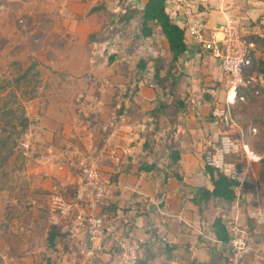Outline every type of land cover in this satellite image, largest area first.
I'll return each mask as SVG.
<instances>
[{
	"label": "rangeland",
	"instance_id": "374dc122",
	"mask_svg": "<svg viewBox=\"0 0 264 264\" xmlns=\"http://www.w3.org/2000/svg\"><path fill=\"white\" fill-rule=\"evenodd\" d=\"M0 4L4 7L0 12V139L4 140L0 143V264H42L48 253L56 264H70L75 259H71L75 241L70 242L68 253L48 252V228L55 223L61 202H70L76 194L82 168L95 164L106 170L112 164L107 156L114 148L107 145L110 133L127 136L126 142L138 132L136 122L125 121L128 113L119 116L116 100L139 74L147 78L134 63L142 54L151 66L159 59L161 74H165L169 67L165 39L157 26L153 39L144 37L142 0H0ZM130 13L134 18L129 21ZM51 24L59 30L62 24L80 26L79 30L89 32V42L81 45L78 38L65 35L52 38ZM91 41L96 42L93 47L89 46ZM156 51L161 57H154ZM83 52L91 60L98 56L97 71L69 74L68 68L81 72L78 59L70 60L69 55ZM133 52L137 54L133 56ZM113 54L114 62L110 63L108 58ZM147 80L144 84H155ZM195 84L186 83L178 95L185 97L190 88L195 101L202 100L203 93ZM135 88L132 84L130 89ZM154 88L156 94L145 98L146 102L175 104L168 90ZM211 108L203 109L202 118L209 119ZM190 110L193 112V107ZM169 111L174 112V108ZM200 115L192 113L190 117L201 122ZM232 117L236 125L243 126L245 137L249 136L251 149L264 151V91H248L246 101L232 108ZM161 128L159 122L140 135L156 136L155 143L162 148ZM117 149L122 166L126 155L122 148ZM263 170L258 166L256 184L245 185L243 207L256 206L264 212ZM251 235L264 244V225L255 226Z\"/></svg>",
	"mask_w": 264,
	"mask_h": 264
},
{
	"label": "crops",
	"instance_id": "0c3cea01",
	"mask_svg": "<svg viewBox=\"0 0 264 264\" xmlns=\"http://www.w3.org/2000/svg\"><path fill=\"white\" fill-rule=\"evenodd\" d=\"M146 1L142 0V3ZM167 12L180 27H184L191 15L200 14L205 20L208 34L215 31L226 16H233L242 23L243 31L248 36L264 40V0H169ZM53 26V24L50 25L52 38L65 35L74 39L78 38L77 41L81 45H86L89 42V32L83 28L79 30L80 26L69 28L62 24L61 30L56 25V27ZM159 31L161 33L160 29ZM78 34L81 35V38ZM160 35L165 39L164 54L165 58H168L167 40L162 33ZM154 36L155 32L147 39H153ZM186 40L188 50L180 58L185 75L181 79L179 93L186 89L183 88L186 83L197 82L195 85L199 87L200 94L205 91L206 87H215L214 101L221 104V101L225 99L228 84L226 76L220 70L219 61L199 45L193 44L187 34ZM94 44L96 42L91 41L89 46L93 47ZM256 44L254 58L263 60L264 46L261 41H257ZM140 47L141 45L138 48ZM136 54L133 52V56ZM142 56L146 60V55L142 54ZM158 56L161 57V54L156 51L154 57ZM74 58L78 59V67H81V72L76 73L68 68V73L71 75L81 76L88 72L94 74L97 71L96 63H100L97 62L98 56L91 60L86 52L80 55H69L70 60ZM162 60L164 61V59ZM134 63L136 64L137 60ZM140 71L143 72V75H147V78L142 79L140 77L142 73L138 75L140 78L139 93L135 96V102L129 104L124 112L128 113L125 121L136 122L134 126L138 132L133 136L130 135L126 142L124 139L127 136L111 132L107 145L109 148H114L109 149L107 156H109L108 161L112 164H106L108 168L106 170L100 168L107 172L110 179L105 202L114 204L117 209V216L111 218V221L120 224L122 228L126 222L133 224L130 234L141 240L143 247L141 262L143 264H189L190 255L196 257L199 263L226 264V243L216 239L213 223L217 217L221 216L222 210L230 204L219 198L211 199L200 212L199 206L189 199L191 190L196 187L213 188L203 154L207 143L217 138L226 129L216 122L211 116V111L208 120L202 118L200 114L205 115L203 109L205 110V107L209 106L213 108V103L201 99L196 102L192 92H188L189 88L185 92L191 94L190 101L187 103V114L170 106L160 117L159 122H161V131H163L160 136L163 137L161 140L163 147L159 148L160 143H155L156 136L140 135L143 129L156 127L152 123L150 110L161 105V102L158 105L145 101L149 95L152 97L156 94L154 84H144L148 78L150 81L153 80V66L147 64L146 70ZM135 74L137 75L136 72ZM224 87V95H221V98L219 91ZM261 89L264 91L262 83ZM247 92L245 91L246 98ZM179 96L185 98L180 94ZM200 97L202 98V95ZM30 103L31 101L25 102L26 105H30ZM166 103L170 104V102ZM190 106L193 107V112L190 110ZM170 108H174V112H170ZM192 113L199 114L198 118L202 119L201 122L196 117L191 118ZM167 115L174 116V118L172 117L170 120ZM242 127L240 124L228 131L235 139L239 140L242 139L241 136L244 133ZM166 135H168V139L165 138ZM248 138L249 136L247 138L244 136L246 142L249 141ZM171 146L180 153L178 166L172 164ZM118 147L122 148L124 150L122 152L126 155L122 161L125 164L122 166H119L121 155L118 152ZM254 147L256 148V146ZM256 153L264 157V151L259 152L258 150ZM115 158H118L119 161ZM262 160L251 163L253 174L243 188L249 183H257L256 174L258 166L262 167ZM143 164H155V167L150 170H140ZM49 169L52 167L50 166ZM175 171L181 178L174 175ZM114 173L117 180L112 179ZM249 201L251 202L250 198Z\"/></svg>",
	"mask_w": 264,
	"mask_h": 264
},
{
	"label": "built area",
	"instance_id": "2783aa9c",
	"mask_svg": "<svg viewBox=\"0 0 264 264\" xmlns=\"http://www.w3.org/2000/svg\"><path fill=\"white\" fill-rule=\"evenodd\" d=\"M3 8L0 4V12ZM184 27L193 44L219 61L220 70L227 78L225 99L211 110V116L226 130L208 143L203 154L206 166L238 184V198L221 213L229 234L226 264H264V244L252 237L249 224L263 226L264 212L256 206L245 209L240 197L241 188L253 174L251 163L261 161L263 157L251 149L244 140V133L238 140L228 131L236 125L232 108L238 102L246 101L245 91L259 94L261 90L259 78L251 72L256 42L249 38L241 22L233 16H226L210 34L200 14L191 15ZM115 160L119 161L118 158ZM106 173L95 164L85 165L73 199L62 201L54 215L55 223L72 221L77 229L72 236L76 247L72 248L75 254L71 259H75L70 264H141V240L134 236L122 240L121 225L102 214L110 185ZM262 181L264 183V172Z\"/></svg>",
	"mask_w": 264,
	"mask_h": 264
},
{
	"label": "trees",
	"instance_id": "16d2710c",
	"mask_svg": "<svg viewBox=\"0 0 264 264\" xmlns=\"http://www.w3.org/2000/svg\"><path fill=\"white\" fill-rule=\"evenodd\" d=\"M169 0H147L141 10V27L144 37H151L154 34V27L157 26L161 33L167 40L169 55H168V63L169 67L164 75L161 74L160 69V60L157 59L153 66V81L155 87H160L163 91L168 90L175 104H168L162 102L159 107H155L150 110L152 116V123L155 126L158 125L159 119L162 115L165 114V110L170 106H174L177 111H181L183 114H187V103L190 101L189 94H186L185 98H180L178 95V91L180 88V82L182 77L185 75L183 69L180 64V58L183 54H185L188 50V42L186 40V29L184 27H180L167 12V3ZM134 13H130L127 19L130 21L134 18ZM250 39L255 42L261 41L264 46V40H260L258 37L249 36ZM257 45V44H256ZM255 50L253 51L252 56V66L251 72H255L259 81L264 84V59L256 60L254 58ZM115 55H111L108 58V61L112 63L114 61ZM147 61L144 58H139L137 61V68L139 70L145 71ZM34 67V66H31ZM29 73V70L27 71ZM140 78L134 80L133 83H129L127 89L122 92L119 98L116 100L115 106L118 109L119 116H122L130 103L135 102V96L139 93L138 82ZM132 84H136V88L134 91H131ZM251 91V90H249ZM16 93L15 91L13 92ZM215 89L213 87H206L205 91L202 94V101H207L208 103H213V107L219 105L216 101H214ZM117 113V114H118ZM167 117L172 120V117L167 115ZM26 118L22 120V128H26ZM4 140L0 139V143L2 144ZM171 150V159L172 164L178 166L180 163V153L178 150H175L173 146L170 147ZM262 167L264 168V158L261 162ZM155 167V164L151 165H141L140 170L146 169L150 170ZM207 172L210 175V180L213 188H207L205 186L196 187L191 190L189 199L193 201L196 205L199 206L200 212H202L205 204H207L211 199H222L226 201L228 204L233 205L238 198V184L232 180H230L227 176L223 175L221 172H218L214 168L206 167ZM264 172V170H263ZM263 174V173H262ZM175 176L181 178V176L175 171ZM113 180H117V176L114 173L112 176ZM244 188L240 190L241 202H243ZM243 205V204H242ZM245 207V206H244ZM246 209L251 208V206L245 207ZM102 214L107 216L108 218H115L117 216V209L114 204H110L106 202L103 204ZM250 224V233L253 232V228L258 226L255 223ZM133 224L129 222L125 223V226L122 229L121 239L125 240L131 236V227ZM213 228L215 232L216 239L222 243H226L229 240V234L225 228V225L222 221V217L219 216L215 219L213 223ZM77 232L76 227L72 221H62L60 223H51L48 228L46 235V247L48 252L50 250L56 251L58 254H65L70 252V242L72 241V236ZM63 243L62 247L59 244ZM190 263L189 264H208V263H199L197 258L190 255ZM142 263V262H141ZM42 264H56L55 260L52 258L51 254L44 256V260ZM143 264V263H142Z\"/></svg>",
	"mask_w": 264,
	"mask_h": 264
}]
</instances>
